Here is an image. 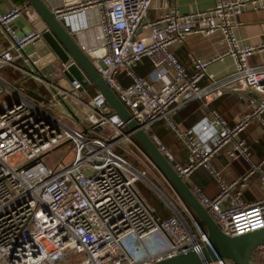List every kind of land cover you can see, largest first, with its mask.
Instances as JSON below:
<instances>
[{
  "label": "built area",
  "instance_id": "built-area-1",
  "mask_svg": "<svg viewBox=\"0 0 264 264\" xmlns=\"http://www.w3.org/2000/svg\"><path fill=\"white\" fill-rule=\"evenodd\" d=\"M156 1L163 2L165 10L152 19L149 12L157 8ZM169 1L53 0L50 8L75 35L82 50L91 55L96 70L178 174L187 180L197 169L205 168L213 176L220 188L217 195H206L197 184L190 188L222 232L237 236L264 228V196L252 203H245L242 197L254 174L259 175L264 188V159H253L242 135L254 120L264 135V63H250L257 51L264 50V44L245 45L237 36L238 17L244 8L253 5L255 10H264V0H218L206 10L189 13L168 7ZM33 13L26 3L0 10V43L7 45L0 51V94L11 97L0 108V264H63L68 255L75 254H83L81 264H149L180 253L200 252L210 243L206 229L128 133L126 122L105 95L98 90L86 100L87 88L78 79H69L67 86L56 82L68 64L59 61L60 65L46 74L42 67L57 58L25 52L43 31L19 34L12 23ZM218 32L226 51L209 58L193 57L192 69L171 50L191 34ZM226 56L233 58L234 71L220 77L210 73L209 65ZM145 58L153 66L150 78L135 70ZM7 68L44 83L50 100L33 98L17 88L3 76ZM121 71L130 83L122 82ZM244 88L256 95L239 93L248 109L234 124L210 107L215 98ZM71 100L83 107L81 116L52 111ZM196 100L208 107V113L191 127L177 122L173 113ZM160 121L188 150L186 163L179 162L153 132V125ZM125 138L165 177L182 209L168 199L166 207L171 213L164 216L149 203L139 186L145 172L120 150ZM227 145L232 160L248 163V169L232 181L213 163ZM68 146L72 147L69 152L75 153L71 162L53 159L55 150ZM17 155L18 162L11 163ZM157 232L166 246L151 251L145 238ZM134 242L141 243L145 251L138 244L134 248ZM205 264L234 263L218 258Z\"/></svg>",
  "mask_w": 264,
  "mask_h": 264
},
{
  "label": "crops",
  "instance_id": "crops-1",
  "mask_svg": "<svg viewBox=\"0 0 264 264\" xmlns=\"http://www.w3.org/2000/svg\"><path fill=\"white\" fill-rule=\"evenodd\" d=\"M57 1L60 2V0ZM45 2L49 7H51L53 0H45ZM217 2L218 0H170L167 5L168 7H176L181 13H189L196 10H206L214 6ZM25 3L28 4V0H0V10L6 11L14 4ZM155 3L157 8H153L149 12L150 18L152 19L158 18L165 10L162 8L163 2L156 1ZM238 21L239 27L237 30V36L241 38L245 45L259 46L264 44V10H255L253 5H248L244 8L242 14L239 15ZM12 25L19 34H24L32 29H37L36 27L38 26L42 27L41 20L35 13L31 14V17L22 15L16 19ZM39 44L43 50L47 47L45 42H39ZM6 46L7 45L4 43H0V51H2ZM226 49L227 45L223 39V35L219 32L210 36L203 34H191L187 37L185 42L177 43L171 46V50L188 69H192L193 57L209 58L223 53L226 51ZM25 52L36 55V57H43L41 56V51L36 46L35 42L28 44L25 48ZM52 56V53H49V55L45 57L53 58ZM56 63H59L58 59L55 62H49V64L42 67V71L46 74L52 73L54 68L57 66ZM250 63L252 65L264 63V50L257 51L250 58ZM26 67L29 69L31 68L30 66ZM7 69H10L11 72L15 73L17 77L14 82L10 81L6 77L5 78L17 88L21 89L23 92L33 98L47 101L50 100V92L47 90L44 83L38 82L31 77L15 72L11 68ZM234 69L235 65L231 56H226L224 60H217L211 63L208 67L209 72L213 73L216 77L229 74L234 71ZM135 70L139 75L150 78L153 71V66L151 61L148 58H145L136 66ZM120 79L124 84L130 83V79L126 76L124 71H121ZM68 80L69 78H67L65 74H59L56 82L63 86H67ZM206 83L207 81L203 80V84ZM97 91L98 89L94 85L88 87L85 99L90 100ZM242 91L248 95H256L251 89L248 88H244L243 90H230L222 96L215 98L211 102L210 107L218 110V112L222 114L230 124H234L248 109L246 99L240 98L239 96V93ZM82 108L83 107H81L78 102L71 100L67 102V105L56 106L54 109H52V111H71L72 114L81 116L83 111ZM208 110V107H206L202 101L196 100L176 110L173 113V116L177 122L184 126L191 127L199 122L201 118L208 113ZM153 132L157 134L161 140L171 149L179 162H187L188 150L177 137L175 132L169 128L165 122H156L153 125ZM169 132L174 133L175 137L173 139H170ZM242 135L246 138L250 145L253 159L255 161L263 160L264 135L259 122L254 120ZM229 149L230 145H227L221 151H219L214 157L213 163L215 168L224 176L226 180L232 181L248 169V163L242 159L232 160L228 155ZM185 181L190 187L194 184L199 185L203 189L204 193L211 197L217 195L220 189L216 180L205 168L197 169L193 175ZM263 196L264 188L259 175L254 174L250 178L247 187L243 190V201L245 203H252L259 200ZM184 214L187 219L191 221L185 212Z\"/></svg>",
  "mask_w": 264,
  "mask_h": 264
},
{
  "label": "water",
  "instance_id": "water-1",
  "mask_svg": "<svg viewBox=\"0 0 264 264\" xmlns=\"http://www.w3.org/2000/svg\"><path fill=\"white\" fill-rule=\"evenodd\" d=\"M28 5L34 9L42 23V27H36L43 31L42 37L35 41L41 51V56L44 57L52 53V57L57 58L61 63L68 64L64 71L67 78L78 79L86 88L94 85L105 95L115 113L126 122L128 133L150 156L208 233L210 243L200 252L193 250L180 253L149 264H205L218 258H228L234 264H252L254 252L264 247V228L237 236L223 233L188 183L178 174L150 135L140 127L128 108L108 86L103 76L93 65L91 55L82 50L75 35L70 33L69 28L64 25V21L57 19L45 0H28ZM39 42H45L47 47L44 50L41 49Z\"/></svg>",
  "mask_w": 264,
  "mask_h": 264
},
{
  "label": "rangeland",
  "instance_id": "rangeland-1",
  "mask_svg": "<svg viewBox=\"0 0 264 264\" xmlns=\"http://www.w3.org/2000/svg\"><path fill=\"white\" fill-rule=\"evenodd\" d=\"M60 65V63H57ZM4 77L14 82L16 79L15 73L11 72L10 69H5L2 71ZM10 94L2 93L0 94V108L6 100H9ZM170 139H173L174 133L169 132ZM140 145V144H139ZM122 146L124 148H120L123 152L127 153L128 159L132 162V164L141 172H145V175L141 177L139 180V186L144 194L145 198L149 201V203L155 207L159 213L164 215H169L171 212L166 207V202L171 200L173 203L177 205V207L182 209L176 199V194L174 193L172 187H170L168 181L165 177L154 167V165L146 159V157L137 149V147L133 144L131 139H124ZM72 147H61L53 153V159L56 157L57 159L64 158L65 162L69 163L74 159V152H69ZM127 150V151H126ZM69 152V153H68ZM20 156H14L10 159V162L16 164ZM137 244L140 246L142 251H145L142 244L139 242H134V248H137ZM145 244L151 251H156L160 249H164L166 246V241L161 233L157 232L152 235H149L145 238ZM141 251H138V254H141ZM83 258V254H75L74 256L68 255L63 264H81L79 261ZM70 260V261H69ZM252 264H264V247L259 248L253 258Z\"/></svg>",
  "mask_w": 264,
  "mask_h": 264
},
{
  "label": "trees",
  "instance_id": "trees-1",
  "mask_svg": "<svg viewBox=\"0 0 264 264\" xmlns=\"http://www.w3.org/2000/svg\"><path fill=\"white\" fill-rule=\"evenodd\" d=\"M165 216H167V215H165ZM256 251H257V250H256ZM256 251H255V252H256ZM255 252H254V254H255ZM253 256H254V255H253Z\"/></svg>",
  "mask_w": 264,
  "mask_h": 264
}]
</instances>
